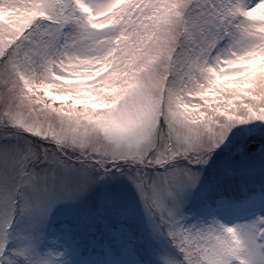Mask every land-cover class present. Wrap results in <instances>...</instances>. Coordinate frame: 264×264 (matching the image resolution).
Returning <instances> with one entry per match:
<instances>
[{"label": "snow or ice", "instance_id": "1", "mask_svg": "<svg viewBox=\"0 0 264 264\" xmlns=\"http://www.w3.org/2000/svg\"><path fill=\"white\" fill-rule=\"evenodd\" d=\"M137 201L153 264H264V0H0V264Z\"/></svg>", "mask_w": 264, "mask_h": 264}, {"label": "rangeland", "instance_id": "2", "mask_svg": "<svg viewBox=\"0 0 264 264\" xmlns=\"http://www.w3.org/2000/svg\"><path fill=\"white\" fill-rule=\"evenodd\" d=\"M260 123L261 122L256 121L247 125H239L238 127L242 129L254 128ZM113 183L122 184L125 186L127 184V182L122 180L121 178L113 181ZM130 228L133 234L132 238H128L126 235L119 237L113 235L115 240L119 239L120 241H122L124 239L123 242L117 244V247L118 245L120 247V254L118 252L116 255H112L110 242H103L106 252V258L103 260L99 259L100 254L98 252H92L91 250H89L85 256L79 254L78 252V250L86 252V250L89 248V237L93 233L86 232V225L73 233V236L77 237L76 240L78 243L76 245V248L74 247L75 238L71 237V239L62 240L61 243L56 246V251L63 253L62 259L69 261L70 264H135L136 258L139 257V255L135 251V249H137V251L140 253H146L144 256L147 264H153L155 259L154 253L145 250L140 243L141 240H146L149 234L144 225L143 210L140 207L138 201L135 203V215ZM103 234L105 233H94V236L101 235V237H103Z\"/></svg>", "mask_w": 264, "mask_h": 264}]
</instances>
